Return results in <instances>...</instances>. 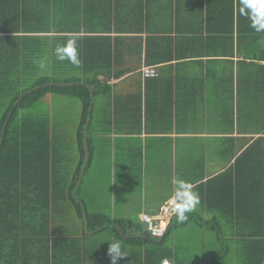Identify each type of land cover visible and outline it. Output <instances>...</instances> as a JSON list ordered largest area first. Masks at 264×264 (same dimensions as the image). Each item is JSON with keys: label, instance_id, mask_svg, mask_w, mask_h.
Returning <instances> with one entry per match:
<instances>
[{"label": "crops", "instance_id": "1", "mask_svg": "<svg viewBox=\"0 0 264 264\" xmlns=\"http://www.w3.org/2000/svg\"><path fill=\"white\" fill-rule=\"evenodd\" d=\"M23 2L20 12L26 18L23 21L22 16L23 24L11 32L19 37L0 31V94L8 93L11 99L44 78L54 81L51 87H66L63 83L67 81L106 84L96 100L93 95L94 156L77 184L87 209L105 214L98 212L105 207L109 211L105 215L113 219L139 220L142 215L157 216L171 199H176L178 206L191 197L199 201L185 213L193 221L180 222L176 217L165 241L152 245L155 249L148 248V258L139 243L119 244L124 259L118 264H163L165 260L168 264H247L244 251L248 246L239 242L236 228L224 224L212 209L213 198L207 204L204 191L196 188L232 167L259 135L257 129L264 121V62L253 66L249 56L239 53L237 44L232 57L216 55L225 52L224 38L213 35L202 42L189 28L193 24L190 16L175 22L172 0H85L86 12L77 15L72 11L65 25L87 24L97 32L95 38H111L118 52L111 67L109 41H88L85 57L76 40L84 33H55L53 16L52 28H45L33 18L40 13L41 0ZM188 4L189 0H183V8ZM140 27H147V32L139 33ZM46 39L49 45L58 41V62L45 50ZM202 49L209 50L211 56L196 55ZM244 50L247 53L245 45ZM27 52L35 55L39 64L34 72L27 73L19 62ZM172 53L178 58L164 61ZM60 55L65 59H59ZM144 68H156L159 77L144 80ZM118 74L120 78H116ZM58 97L50 94L46 98L53 102L51 99ZM34 115L45 114L37 111ZM104 167L113 176L110 180L101 172ZM178 182H182L179 190L184 193L180 199L176 198ZM105 184H109L107 196L102 195ZM34 211H23L25 231H14L11 215L7 217L11 230L6 239L0 237V264H53L44 258L40 245L46 244L38 243L45 232L43 214L36 209L35 216ZM50 232L51 238L87 237L89 241L47 244L61 254L58 259L55 256V264L75 263V252L80 250L85 252L84 260L78 263L111 264L108 247L113 242H96L94 232L85 234L74 212L59 215ZM64 254L66 260L61 259Z\"/></svg>", "mask_w": 264, "mask_h": 264}, {"label": "trees", "instance_id": "2", "mask_svg": "<svg viewBox=\"0 0 264 264\" xmlns=\"http://www.w3.org/2000/svg\"><path fill=\"white\" fill-rule=\"evenodd\" d=\"M75 1L41 0L37 11L40 13L33 18H38L36 20L42 22L45 28H49L51 16H53L55 33H84V37H77L76 40L85 57L88 41L92 39L109 41L111 45L108 48V59L111 67L114 66L118 52L112 45L111 38H101L100 35H95V38L93 34L97 32L87 24L65 25L72 11L77 15H80L81 11L86 12L85 0H82L83 6L81 0L77 4ZM182 2L183 0H172L170 5L172 16L177 19L175 22L179 24L182 16H190L193 24L189 28L194 31L192 34L199 35L202 42L208 41L207 39L213 35L222 36L226 47L225 52L216 55L232 57L237 44L239 53L242 56H249L253 66L264 62V29L258 31L252 26L254 12L246 0H189L186 8H183ZM22 9H24L23 0H0L1 32L15 34L11 32L19 28L26 18V15L23 16L20 12ZM138 30L139 33H143L148 29L140 27ZM203 35H206V38ZM13 37L19 36L13 35ZM49 41L45 40V50L52 54L53 61L58 62L56 57L59 54L58 41H53L52 45H49ZM170 41L174 42V39L170 38ZM244 45L247 47V53H245ZM248 48H251V51ZM145 51L148 58L147 42ZM196 55L211 56V53L209 50L202 49ZM176 58L178 55L172 53L171 57L164 61H174ZM35 60V55L27 52L23 53L19 62L29 73L34 72L39 66ZM87 63L88 58L85 60V71H87ZM116 78H120V74L116 75ZM52 83L54 81L44 78L29 91L11 99L7 98L8 93L0 94V103L7 101L0 104V146L2 145L0 147V237L4 238L11 228H14L16 232L25 231L27 224L23 211L34 209V215L37 216L36 209H38L43 214L45 225V232L40 235L38 243L46 244H39L43 248L44 258L53 260L55 264V256L58 259L61 254L55 247L47 246V244L89 242L87 237L69 240L66 237L51 238L50 230L56 218L59 215L74 212L77 219L82 222L85 234L94 232L96 242L108 239L117 244L139 243L141 248H145L144 253L148 258V248L155 249L156 247L152 245L164 242L165 238L164 240L153 239L141 218L139 220L113 219L108 215L89 211L81 198V187L77 186L81 179H84L81 175L83 173L85 175L91 167L94 156L92 125L95 102L90 115L93 95L96 100L97 93L99 94L103 87L105 90L106 84L80 85L77 82L67 81L63 83L66 87H51ZM93 89H96L94 94L91 93ZM50 94L71 97L82 104L80 121L75 130L78 150L75 168L70 166L67 157L62 155L61 149L65 151L64 140L49 116L27 114L28 109ZM90 117L91 121H89ZM257 130L256 133L259 135L253 137L250 146L235 160L232 167L196 188V190L204 191L207 204L209 199L213 198L212 209L220 215V220L236 228L239 242L248 246V249L244 251L246 254L244 260L247 264H264V121H262L261 129ZM85 141H87L88 156H86ZM9 215H11V228L8 226V221L6 222ZM186 221L193 220L187 217ZM172 225L174 222L170 225L169 232ZM83 253L85 252L81 250L75 252L73 264H81L77 261L84 260ZM141 255H144L143 252ZM61 259L66 260V254ZM153 259L154 257L152 262Z\"/></svg>", "mask_w": 264, "mask_h": 264}, {"label": "rangeland", "instance_id": "3", "mask_svg": "<svg viewBox=\"0 0 264 264\" xmlns=\"http://www.w3.org/2000/svg\"><path fill=\"white\" fill-rule=\"evenodd\" d=\"M59 97L57 98L58 100H53L52 98L51 100L53 102L45 97L44 102H41L40 105H38L39 103H37L31 109H28L27 112L31 114H34L37 111H39L40 113H44L45 115L49 116V118L55 123V125L59 127V129H61L57 132L61 137H63L64 140L65 151L61 149L62 155L67 157V161L69 162L70 166H75L78 160V150L75 142V130L78 125V121H80L82 104L81 102H78V100L71 97ZM23 112L26 113V111ZM95 119L96 115L92 125L93 130L95 126ZM101 172L105 173L104 178H106L107 180L113 178L111 174L107 173L105 167L101 169ZM92 175V173L89 174V177L91 178ZM103 187L104 189H102V195L107 196L109 184H105L103 185ZM98 212H104L105 214H107V212L109 211L108 209H105V207H103L102 209H99Z\"/></svg>", "mask_w": 264, "mask_h": 264}, {"label": "clouds", "instance_id": "4", "mask_svg": "<svg viewBox=\"0 0 264 264\" xmlns=\"http://www.w3.org/2000/svg\"><path fill=\"white\" fill-rule=\"evenodd\" d=\"M246 3L249 4L254 12L255 18L253 20L252 26L258 31L260 29H264V0H246ZM59 59L63 60L65 59V57L63 55H60ZM180 187H182V182H178V192L176 197L177 199H180L184 195V193L179 190ZM198 202L199 201L197 198L191 197L187 204L182 203L178 207H176L175 211L177 213L178 221L183 222L184 220H186L187 216L185 215V213L193 210L195 204ZM108 256L110 257L111 264H118L120 260L124 259V255L121 252L119 244L117 243L109 244ZM163 264H168V261L165 260Z\"/></svg>", "mask_w": 264, "mask_h": 264}, {"label": "built area", "instance_id": "5", "mask_svg": "<svg viewBox=\"0 0 264 264\" xmlns=\"http://www.w3.org/2000/svg\"><path fill=\"white\" fill-rule=\"evenodd\" d=\"M142 77L144 80L156 79L159 77V74L155 68H144L142 70ZM176 207H178L177 200L171 199L162 207L157 216L151 217L142 215L141 219L146 224L148 234L153 239L161 240L166 237L170 225L177 217V213L175 211Z\"/></svg>", "mask_w": 264, "mask_h": 264}, {"label": "water", "instance_id": "6", "mask_svg": "<svg viewBox=\"0 0 264 264\" xmlns=\"http://www.w3.org/2000/svg\"><path fill=\"white\" fill-rule=\"evenodd\" d=\"M92 108H93V104H92V106H91L90 114L92 113ZM89 121H90V118H89ZM89 121H88V124H89ZM7 124H8V121H7L6 124H5V127H4V133H5V131H6L5 128H6ZM88 124H87V127H88ZM86 137H87V133H85V140H86ZM2 142H3V139H2ZM1 144H2V143H1ZM84 145H85L86 156H88L87 141H85ZM1 146H2V145H1ZM1 146H0V147H1ZM86 158H87V157H86Z\"/></svg>", "mask_w": 264, "mask_h": 264}]
</instances>
